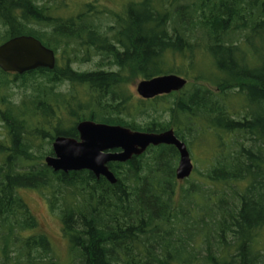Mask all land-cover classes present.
I'll return each instance as SVG.
<instances>
[{
	"label": "trees",
	"instance_id": "trees-1",
	"mask_svg": "<svg viewBox=\"0 0 264 264\" xmlns=\"http://www.w3.org/2000/svg\"><path fill=\"white\" fill-rule=\"evenodd\" d=\"M79 5L0 0L9 37L34 36L62 61L13 77L0 68V264H264V0H129L120 14L98 0ZM94 57L97 70L71 67ZM129 71L194 82L144 99L127 90ZM13 84L30 90L24 101L6 93ZM82 120L173 129L203 147L209 134L216 146L184 180L166 144L110 162L116 183L54 171L50 145L78 138ZM21 189L42 191L59 213L65 258L22 223L34 216Z\"/></svg>",
	"mask_w": 264,
	"mask_h": 264
},
{
	"label": "water",
	"instance_id": "water-1",
	"mask_svg": "<svg viewBox=\"0 0 264 264\" xmlns=\"http://www.w3.org/2000/svg\"><path fill=\"white\" fill-rule=\"evenodd\" d=\"M55 51L31 35L11 37L0 44V68L5 72L23 74L37 68L54 69ZM188 80L177 74H164L142 79L137 92L144 99L182 90ZM76 129L78 138L59 135L52 143L53 154L45 158L54 171H91L109 182L117 179L109 167L110 162H126L142 155L150 146L173 145L179 152L176 176L179 180L190 177L194 163L187 144L173 129L162 132L135 131L121 125L80 121Z\"/></svg>",
	"mask_w": 264,
	"mask_h": 264
},
{
	"label": "rangeland",
	"instance_id": "rangeland-1",
	"mask_svg": "<svg viewBox=\"0 0 264 264\" xmlns=\"http://www.w3.org/2000/svg\"><path fill=\"white\" fill-rule=\"evenodd\" d=\"M61 1V0H60ZM68 2L70 6H72V11H75L76 9L80 8L81 1L83 0H63ZM85 2L88 0H84ZM129 0H98V3H101L102 5H106L108 9L110 10H117L120 13H123V5L126 4ZM133 1H138V0H133ZM121 8V9H120ZM120 9V10H119ZM122 10V11H121ZM110 20L108 17H104L102 20V23L104 25H109L113 24L111 21H106ZM110 37V36H109ZM7 38H9V31L6 25L3 22H0V43L5 41ZM60 50L56 54L57 61L59 65H62L61 61V53H59ZM99 61V57H94L89 61L85 62H74L72 63V68L77 71H93L98 69L97 62ZM180 60H177V64H180ZM134 72V71H133ZM12 77L14 76V73ZM127 74V75H126ZM124 76L127 77L128 82L127 83V90L132 93L135 97H141L138 92H137V84L142 80L141 78H136L132 72H125ZM182 76V75H181ZM126 79V78H125ZM124 80V78H123ZM189 82H194V80L188 79ZM20 83V82H19ZM195 83H200V82H195ZM14 86L8 89L6 92L7 94L13 93L12 99L16 103H20L24 101L27 93H30V90L27 91V89H24L23 87L17 88L15 84ZM62 91H70L71 86L62 85L60 87ZM5 132V127L3 123H0V138H3ZM190 142L188 144V149L190 151L192 161L194 163L195 169H202L203 164H205L208 160L206 159L209 155L213 153L215 150L216 146V140L214 137H211V135L208 134V136L205 137V140L207 142V145L203 147V143H198L201 142V140H198V138H193V136L189 137ZM48 147V146H47ZM52 147V144L50 145ZM207 156V157H206ZM207 160V161H206ZM179 161V160H178ZM20 195L26 200L28 205L30 206L31 212L34 216V218L30 219H25L22 218V223L25 226L28 227H34L37 228V230L45 232L49 238L52 240V243L54 244V248L56 250V253L58 257L65 258L66 253H67V247H68V242L67 239L64 237L62 234L61 230V221L59 219V213L54 212L48 205L46 195L42 193L40 190H34V189H21ZM30 232V231H29Z\"/></svg>",
	"mask_w": 264,
	"mask_h": 264
}]
</instances>
